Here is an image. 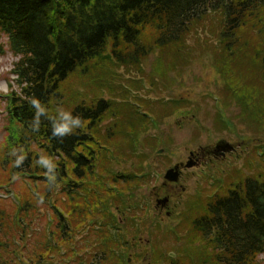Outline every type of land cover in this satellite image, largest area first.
I'll list each match as a JSON object with an SVG mask.
<instances>
[{"label": "trees", "instance_id": "trees-1", "mask_svg": "<svg viewBox=\"0 0 264 264\" xmlns=\"http://www.w3.org/2000/svg\"><path fill=\"white\" fill-rule=\"evenodd\" d=\"M3 37L19 59L12 71L18 89L8 98L9 136L0 154L9 163L4 171L0 165V173L28 177L37 191L17 205L0 202V227L14 221L24 245L33 218L53 202L54 221L37 251L22 259L27 264H134L141 257L131 252L137 238L161 225L151 214L153 189L150 197L140 189L152 183L158 150L169 149L166 120L198 115L175 90L202 57L221 79L226 102L216 95L222 106L235 99L245 115L240 123L218 112L219 125L229 122L236 132L252 130L253 123L254 131L264 130V0H0V55ZM115 69L129 76L120 91L112 90ZM77 72L85 86L106 82L110 94L79 92L62 110L64 85ZM125 158H149L150 164L137 172L125 168ZM257 159L264 168V152ZM242 172H232L204 204H193L190 228L184 229L191 241L177 259L161 250L152 264H260L264 169ZM180 213L177 205L171 217ZM81 229H95L85 238L88 259L81 253L89 247L74 238ZM168 229L182 233L173 224ZM0 231V250L18 252L9 248L12 231ZM2 251L0 264H12Z\"/></svg>", "mask_w": 264, "mask_h": 264}, {"label": "rangeland", "instance_id": "rangeland-1", "mask_svg": "<svg viewBox=\"0 0 264 264\" xmlns=\"http://www.w3.org/2000/svg\"><path fill=\"white\" fill-rule=\"evenodd\" d=\"M3 42L5 43V52L0 55V154L2 151H5L4 147L9 136L8 127L10 120L8 114V98L11 91L18 89L15 82L17 76L13 74L12 71L14 64L19 59V56L13 53L8 47L6 37H3ZM201 59L202 60L195 63L192 72H188L186 74L183 86L175 90L176 94H182L191 100L194 108H197L198 115L196 119L192 118L191 120H189L190 118H185L183 115L177 117L172 116L166 120L165 124L162 126V130L170 134V141L167 142L169 149L163 148L164 151L159 154L160 157L151 161L154 167L153 175H151L152 179L150 178L152 183L149 187L141 188L140 194L144 193L143 197H150L152 189L155 186L159 187L162 185V176L166 169L172 167L178 162H187L191 151H199L200 147L204 149L209 146H214L221 140H228L235 145L239 144V148L236 153L227 156L225 159L211 161L204 165L199 164L191 169H184V175L179 183L180 186L177 187L175 192L173 191L174 194H172L170 205L171 209H173V204L178 203L182 214L180 213L179 217L172 218L166 217L163 210L160 212H155L156 210L154 211L153 209L151 210V214L154 217H157L156 221L160 222L159 225H161V228L159 230L154 228L153 230L155 231L152 233L149 232L150 230L147 232L144 231L142 232V235L137 238L136 242H138L137 244L139 246L131 249V252L136 256L141 255V257L137 259L134 264H152L153 254L161 250L167 252L169 256H172L174 253L173 258L177 259L178 250L185 248L191 241L189 231L185 230L190 228H188L187 225L191 224L192 221L191 212L195 210L193 204H204L202 202L209 199L207 196L212 195L214 192H218L225 184V179L232 174V172L239 177V171H243V175L247 176L249 174H257L264 169L261 167L259 168L257 166L259 164L256 162L258 160L257 158L261 157V152H264L263 147L260 149L257 148L264 144V130H258V132L254 131L253 123L252 130H245L243 127L241 129L238 128L236 132H233L227 127L229 122H223L224 124L219 125L217 122L218 112H222V114L224 113L226 116H231L239 122L243 121L245 115L242 116V107L238 105L235 99H229L227 106H222L218 96L216 95L218 94L217 92H220L221 94V92L225 91L220 84L221 79L215 70L210 66L211 63L205 59V57H202ZM150 66L149 61L146 65L147 71L150 69ZM136 78H139V76H136ZM123 80H129V76L125 75L122 69L116 70V75L112 79L114 82H112V90L120 91L121 82H123ZM145 89L149 90L148 87ZM64 92V103L66 104L60 107L62 110L65 109L67 104L70 106L69 104L74 102L75 99L79 97V92L84 93V95L93 96L94 94H99L100 96L108 97L110 89L108 88V84L106 82L101 81L91 87L85 86L83 84L81 74L77 72L65 83ZM137 95L142 97L138 91ZM155 96L156 94L152 93V98L150 99L155 101ZM222 97V99H224L223 103H225L227 96L222 95ZM248 120L251 122V119ZM200 121L202 123H200ZM152 133L158 132L152 130ZM245 144L247 147H245ZM243 151L244 154L242 155ZM241 155L242 157L239 159ZM233 157H237V159H234ZM125 159V168H134L137 169V172L144 170V167H147L148 164H150L147 163L149 162V158H146L145 161L144 159ZM232 160L235 161L228 165V162H231ZM253 161H255V168L252 165H248V163L251 164ZM8 163V160H5V156L2 158L0 155V165L3 171L4 167ZM111 165H114L116 168L119 167L123 169V164L121 162L115 163V161L112 160ZM156 171H162V176L159 172L156 174ZM0 176H2V179L0 178V185H2V188H0L1 203L5 202V205H17L20 197L23 198L28 193L30 195L36 194V185L32 179L28 177L21 178L19 175L12 176L11 174L7 176L5 173H0ZM182 187H185V189L183 190ZM155 201V199L150 198L149 203L152 204V208L156 206ZM5 205L4 207L6 208ZM52 205L53 202L48 201L47 205L42 207L40 216L38 218H33V222L28 231L30 238L26 243H24V245L20 239L21 235H17V230L12 228L15 224L14 221H6V227L1 224L0 228L2 230L12 231V244L9 245V248L18 250L16 253H11L9 250H0L4 252L3 258L5 260L11 262L12 264H19L18 262H24L22 259L25 258V260H27L26 254L28 252L37 251V249L41 246L38 242L41 241L43 235H46L50 223L54 221ZM176 207L177 206H175V208ZM172 224L179 226L182 232L179 236H175L168 229V227H172ZM2 232L3 231H0L1 234ZM32 232H35L36 234ZM92 233H95V229H81L74 234V238L82 247L88 246L85 242V238L88 237V235L92 236ZM187 235L189 236L188 239ZM180 236L183 237V239L178 240V237ZM151 240L152 243L149 242ZM81 254L83 258L88 259L89 256L92 255L91 247L85 248ZM258 261L260 264H264V253L258 256ZM27 263L28 262H24V264Z\"/></svg>", "mask_w": 264, "mask_h": 264}, {"label": "flooded vegetation", "instance_id": "flooded-vegetation-1", "mask_svg": "<svg viewBox=\"0 0 264 264\" xmlns=\"http://www.w3.org/2000/svg\"><path fill=\"white\" fill-rule=\"evenodd\" d=\"M223 141H226V140H221L217 144H215L214 146H209V147H206L204 149L202 147H200L199 151L198 150L195 152L193 151L194 155L192 158L196 161V163L198 165L199 164L204 165V164L211 162V161H218L220 159H225V158H227V156L232 155L233 153H236L235 151H236V148L237 149L239 148V144H237V145L234 144V146H235L234 151L228 152L225 155H221L222 150L220 148H218V145L221 144ZM191 152H190V154H192ZM183 175H184V172H183L181 177H183ZM179 183L180 182L172 183V182H167V181L163 180L162 185H160L159 187H154L152 197L156 200L155 202H157V200L159 198L165 197V196H168L170 201H171L172 194H174L177 187L180 186ZM182 189L184 190L185 187H182ZM170 201L168 202L166 207L156 206L157 210L159 212L163 210V212H165L166 216H169L170 214H168V212H170V210L168 208H170L169 207ZM174 206H176V204L175 205L173 204V208H174Z\"/></svg>", "mask_w": 264, "mask_h": 264}, {"label": "water", "instance_id": "water-1", "mask_svg": "<svg viewBox=\"0 0 264 264\" xmlns=\"http://www.w3.org/2000/svg\"><path fill=\"white\" fill-rule=\"evenodd\" d=\"M218 148H220L222 150L221 155H224L226 152L234 150V146L229 142H222L221 144L218 145ZM158 152L162 153L163 150H159ZM193 155L194 154L192 153L191 157L189 158V160L186 164L180 163V164H176L172 168H169L164 175L165 180L170 181V182H178L180 180V176L182 173V170L180 168L181 166H185L186 168H192V167L196 166L197 163L192 158ZM168 201H169V198L165 197L163 199L158 200V204L165 206ZM173 255H174V253L172 254V256Z\"/></svg>", "mask_w": 264, "mask_h": 264}]
</instances>
